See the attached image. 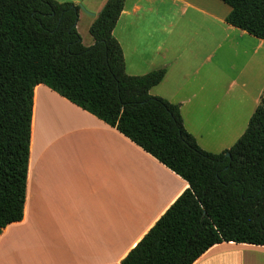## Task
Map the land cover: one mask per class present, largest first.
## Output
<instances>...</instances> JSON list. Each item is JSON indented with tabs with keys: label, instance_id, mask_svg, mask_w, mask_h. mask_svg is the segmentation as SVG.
<instances>
[{
	"label": "crops",
	"instance_id": "1",
	"mask_svg": "<svg viewBox=\"0 0 264 264\" xmlns=\"http://www.w3.org/2000/svg\"><path fill=\"white\" fill-rule=\"evenodd\" d=\"M229 12L217 0H125L112 35L126 74L165 70L150 95L180 114L224 107L252 116L264 107V42L228 25ZM192 46L199 53L190 57ZM216 55L242 56L233 76L213 64ZM188 188L116 129L38 85L23 218L2 230L0 264H121ZM193 264H264V246L221 243Z\"/></svg>",
	"mask_w": 264,
	"mask_h": 264
},
{
	"label": "trees",
	"instance_id": "2",
	"mask_svg": "<svg viewBox=\"0 0 264 264\" xmlns=\"http://www.w3.org/2000/svg\"><path fill=\"white\" fill-rule=\"evenodd\" d=\"M217 1L230 9L228 25L264 42V0ZM124 3L107 0L84 47L79 6L0 0V235L23 218L33 92L43 85L188 183L121 264H193L221 243L264 246V107L232 148L203 151L179 107L150 95L165 70L126 74L112 35Z\"/></svg>",
	"mask_w": 264,
	"mask_h": 264
},
{
	"label": "rangeland",
	"instance_id": "3",
	"mask_svg": "<svg viewBox=\"0 0 264 264\" xmlns=\"http://www.w3.org/2000/svg\"><path fill=\"white\" fill-rule=\"evenodd\" d=\"M55 1L58 3H72L73 0ZM101 1L102 0H80L78 4L81 15L77 29L79 36L81 35L80 38L82 37L86 44H89L90 40L94 43L92 37L88 33L91 20L89 16L93 14L96 10V6L99 5ZM139 21L142 22V18ZM198 53L196 52V48L192 46L190 47V53H188V55L192 57V55ZM241 60L242 56L236 61H231L230 59L221 60L216 55V58H214L212 62L213 64L217 63L219 65L222 73L233 76L235 71L231 70L230 67L234 62L239 64ZM247 91L256 92V89L255 87H248ZM221 97H223V91L218 92L214 98ZM249 113L243 108L232 111L224 107L216 111L208 108L194 112H186L184 110L181 112L186 131L193 136L197 145L203 151L212 154H221L235 145L247 128L248 121L251 117Z\"/></svg>",
	"mask_w": 264,
	"mask_h": 264
},
{
	"label": "water",
	"instance_id": "4",
	"mask_svg": "<svg viewBox=\"0 0 264 264\" xmlns=\"http://www.w3.org/2000/svg\"><path fill=\"white\" fill-rule=\"evenodd\" d=\"M225 156H226V157H228V156H229V154H228V153H226V154H225Z\"/></svg>",
	"mask_w": 264,
	"mask_h": 264
}]
</instances>
